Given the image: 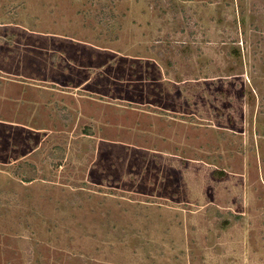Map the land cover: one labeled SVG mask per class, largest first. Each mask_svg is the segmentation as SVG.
I'll list each match as a JSON object with an SVG mask.
<instances>
[{"label": "rangeland", "instance_id": "rangeland-1", "mask_svg": "<svg viewBox=\"0 0 264 264\" xmlns=\"http://www.w3.org/2000/svg\"><path fill=\"white\" fill-rule=\"evenodd\" d=\"M0 264H264V0H0Z\"/></svg>", "mask_w": 264, "mask_h": 264}]
</instances>
